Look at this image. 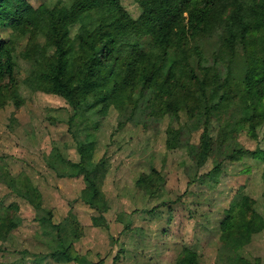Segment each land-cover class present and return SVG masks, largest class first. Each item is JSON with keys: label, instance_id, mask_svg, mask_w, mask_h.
<instances>
[{"label": "trees", "instance_id": "16d2710c", "mask_svg": "<svg viewBox=\"0 0 264 264\" xmlns=\"http://www.w3.org/2000/svg\"><path fill=\"white\" fill-rule=\"evenodd\" d=\"M134 1L141 9L136 19L123 0H47L38 7L0 0V24L12 29L0 39V112L12 107L8 127L17 126V111L26 104L15 74L23 61L28 69L22 84L63 99L71 111L68 133L79 161L62 157L60 163L66 178L82 179L80 199L93 211L94 225L106 229L111 206L102 187L110 159L105 154L96 161L95 147L111 109L117 132L129 123L147 128L167 122V150H186L197 171L212 159L213 169L198 179L203 184L216 181L227 164L248 156L264 160L260 147L250 150L240 142L244 134L258 141L264 125V0ZM0 181L42 210L43 194L26 173L15 176L7 168ZM164 182L151 168L139 175L137 186L153 199ZM262 182L264 197V172ZM256 205L242 192L220 223V244L231 254L227 264H263L240 254L264 232ZM17 210L0 204V241L21 226ZM41 224L53 227L60 243L48 258L72 262L64 238L75 237L73 224L66 219L52 226L45 218ZM176 264H201V257L185 246Z\"/></svg>", "mask_w": 264, "mask_h": 264}, {"label": "rangeland", "instance_id": "374dc122", "mask_svg": "<svg viewBox=\"0 0 264 264\" xmlns=\"http://www.w3.org/2000/svg\"><path fill=\"white\" fill-rule=\"evenodd\" d=\"M28 1L38 7L47 0ZM123 5L133 18L141 15L134 0H123ZM11 32L7 24H0V39H7ZM27 69L19 60L15 74L19 96L26 104L17 111V126L8 127L12 107L0 112V176L7 168L15 176L26 173L43 194L42 210L34 209L0 181V204L18 207L16 216L21 221L6 241H0V264H59L48 258L60 243L53 227L45 230L43 218L52 226L67 219L76 229L75 237L64 238L73 261L63 264H176L185 246L199 253L201 264H227L231 254L220 244V223L242 192L254 198L258 212L264 214V160L248 156L241 163L227 164L216 177L218 182L203 184L198 179L213 169L212 159L197 171L190 167L186 150H167V122L147 128L129 123L117 132V113L111 109L96 132L95 160L105 154L110 159L102 188L111 206L106 214L109 228L97 227L93 211L80 199L82 179L66 178L60 163L62 157L79 161L68 133L71 111L63 99L27 89L22 84ZM216 133L213 124L210 136ZM194 141L198 142V136ZM240 142L250 150L260 147L264 151V125L258 141L244 134ZM55 148L61 152L59 157ZM151 168L165 177L153 199L137 186L139 175ZM128 222H132L129 228ZM240 254L250 260L259 257L264 264V232Z\"/></svg>", "mask_w": 264, "mask_h": 264}]
</instances>
